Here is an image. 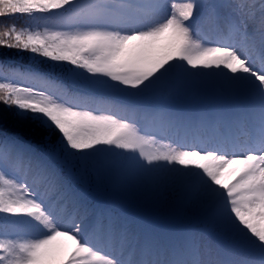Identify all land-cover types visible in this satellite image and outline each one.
I'll use <instances>...</instances> for the list:
<instances>
[{
  "label": "snow or ice",
  "instance_id": "obj_1",
  "mask_svg": "<svg viewBox=\"0 0 264 264\" xmlns=\"http://www.w3.org/2000/svg\"><path fill=\"white\" fill-rule=\"evenodd\" d=\"M0 264H264V0H0Z\"/></svg>",
  "mask_w": 264,
  "mask_h": 264
},
{
  "label": "rangeland",
  "instance_id": "obj_2",
  "mask_svg": "<svg viewBox=\"0 0 264 264\" xmlns=\"http://www.w3.org/2000/svg\"><path fill=\"white\" fill-rule=\"evenodd\" d=\"M176 3H184L186 0H175ZM161 143H166V141H161Z\"/></svg>",
  "mask_w": 264,
  "mask_h": 264
},
{
  "label": "trees",
  "instance_id": "obj_3",
  "mask_svg": "<svg viewBox=\"0 0 264 264\" xmlns=\"http://www.w3.org/2000/svg\"><path fill=\"white\" fill-rule=\"evenodd\" d=\"M18 20H19V19H18ZM17 22H18V24H19V23H22V21H17Z\"/></svg>",
  "mask_w": 264,
  "mask_h": 264
}]
</instances>
